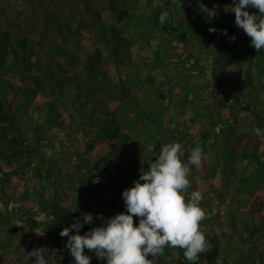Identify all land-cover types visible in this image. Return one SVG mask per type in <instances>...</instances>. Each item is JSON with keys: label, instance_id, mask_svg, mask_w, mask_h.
Returning a JSON list of instances; mask_svg holds the SVG:
<instances>
[{"label": "trees", "instance_id": "obj_1", "mask_svg": "<svg viewBox=\"0 0 264 264\" xmlns=\"http://www.w3.org/2000/svg\"><path fill=\"white\" fill-rule=\"evenodd\" d=\"M10 1L0 0V199L15 200L20 212L38 207L54 224L78 218L83 235L102 225L101 216L126 212L122 192L154 161L150 147L158 153L179 142L187 161L199 144L206 158L191 166L197 179L189 191L200 186L210 195L201 202L207 250L196 264H264V135L241 96L232 99L237 108H218L196 92L211 80L215 33L206 0H18L26 8ZM232 4L211 1L220 32L216 99L243 93L264 126V49L235 26ZM218 172L225 189L208 180ZM26 239L27 255L51 247L27 248ZM66 242L57 243L59 256L75 264ZM5 248L17 253L7 264H21L17 249ZM154 264L191 262L182 249L166 248Z\"/></svg>", "mask_w": 264, "mask_h": 264}, {"label": "clouds", "instance_id": "obj_2", "mask_svg": "<svg viewBox=\"0 0 264 264\" xmlns=\"http://www.w3.org/2000/svg\"><path fill=\"white\" fill-rule=\"evenodd\" d=\"M249 8L257 9L259 14L250 13ZM230 11L235 14V26L250 37L251 46L257 52L264 49V0H233ZM209 15H215V10ZM168 16L167 11L162 12L160 23ZM154 149L149 148L154 161L149 159L147 170L141 166L139 179L122 192L126 212L106 219L101 216L102 225L83 235L79 234L83 224L78 218L61 230L75 264H91L85 249L94 252L98 260H106V264H154V258L163 255L166 248L182 249L185 259L196 264L207 250L206 235L201 230V222L207 218L201 206L203 195L189 191L191 166L200 167L206 158L203 148L197 144L187 161L182 159L184 149L179 142L163 144L158 153ZM44 252L45 248H35L28 256L35 257L34 264H48Z\"/></svg>", "mask_w": 264, "mask_h": 264}, {"label": "rangeland", "instance_id": "obj_3", "mask_svg": "<svg viewBox=\"0 0 264 264\" xmlns=\"http://www.w3.org/2000/svg\"><path fill=\"white\" fill-rule=\"evenodd\" d=\"M16 6H19L20 8H26L22 2H19L18 0H11L9 3V7ZM28 30L34 34H36L37 32V29H35L34 27L27 29V31ZM193 61L194 59L191 60V62ZM210 91L211 80L204 81V85L196 90L198 94L205 97L210 95ZM199 102V105H202L201 101ZM229 103L232 104L233 109L237 108L239 105L236 102H232V100ZM175 107L176 106L174 104H171L168 107L169 112L171 114L181 116V113H179L178 109ZM237 115L239 117L240 123L242 124L244 116L238 112ZM209 149H212V147H209ZM238 173L239 171H237L236 175L231 176L232 178L230 183L236 181ZM219 175L220 172H218L215 176L209 178L208 180H210L214 185H217L219 188L225 189L226 185L220 184L218 182V180L220 179ZM189 179L191 180V184H193L197 178L189 176ZM196 189L197 191H200L204 197H208L210 195V192L205 191V188L203 187L198 186ZM15 205V200L8 202L4 199H0V222L5 226V229L3 231H0V251L2 252L0 253V257L4 259V261H2L0 264H7L9 262L15 263L16 261L15 256L17 255V253H13L14 257H11L10 255L8 256V254H10V251L5 247H12V252L15 251V248L17 249V252L19 253L18 255H20L19 259H21L20 261H18L19 263L34 264L35 260L31 259V257L26 254L27 251L25 250V245L22 244L24 235H27V248L33 249L35 248V245L37 243H42L44 245H47V243L51 244V247L45 249L44 252L45 258L50 262V264L65 263V256H59L58 248L56 245L58 242H64L65 237H61L60 232L63 228L69 226L50 223V218L47 217L45 212L38 207L33 210L20 212L19 210H17V207ZM220 211L222 213L224 212V210ZM221 215L222 217L224 216V214ZM8 236H11V239H9Z\"/></svg>", "mask_w": 264, "mask_h": 264}, {"label": "water", "instance_id": "obj_4", "mask_svg": "<svg viewBox=\"0 0 264 264\" xmlns=\"http://www.w3.org/2000/svg\"><path fill=\"white\" fill-rule=\"evenodd\" d=\"M212 0H206V6L209 11L213 10V7L211 5ZM213 17V28L217 31L215 32V40L212 45V66H211V91H210V99L213 106L218 108H224L227 103H229L235 96H241V108L242 110L249 115V117L252 119V121L255 123L259 131L264 135V126L260 122L259 118L256 116V114L247 108L246 106V97L243 93H232L229 96H227L221 103H219L216 99V89H217V63H218V57H217V48L220 41V32L218 29V19L216 14L212 15Z\"/></svg>", "mask_w": 264, "mask_h": 264}]
</instances>
